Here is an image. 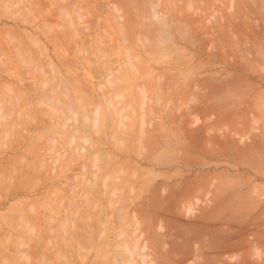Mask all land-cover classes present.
<instances>
[{
  "label": "rangeland",
  "instance_id": "374dc122",
  "mask_svg": "<svg viewBox=\"0 0 264 264\" xmlns=\"http://www.w3.org/2000/svg\"><path fill=\"white\" fill-rule=\"evenodd\" d=\"M0 70V264H264V0H0Z\"/></svg>",
  "mask_w": 264,
  "mask_h": 264
},
{
  "label": "bare ground",
  "instance_id": "6f19581e",
  "mask_svg": "<svg viewBox=\"0 0 264 264\" xmlns=\"http://www.w3.org/2000/svg\"><path fill=\"white\" fill-rule=\"evenodd\" d=\"M5 31H6V30H5ZM72 33L74 34V32H72ZM63 34H64V33H63ZM75 34H76V32H75ZM75 34L73 35V37H74L73 39H75V36H76ZM5 35H6V37H7V34H5ZM28 36H29V35H28ZM10 37H11V36H10ZM66 37H67V36H66ZM77 37H78V35H77ZM77 37H76V39H77ZM11 39H13V38L11 37ZM11 39H10V40H11ZM28 39H29V38H28ZM28 39H27V40H28ZM10 40H9V43H10ZM15 41H16V40H14V42H15ZM16 43H17V41H16ZM16 43H15V44H16ZM17 44H18V43H17ZM17 44H16V45H17ZM14 48H15V47H13V49H14ZM16 51H17V48H16ZM19 51H20V49H19ZM3 53H4V52H3ZM9 53H10V52H9ZM16 53H17V55H19V52H16ZM4 55H5V54H4ZM27 55H28V54H27ZM4 57H5V56H4ZM18 57H19V56H18ZM18 57H17V58H18ZM20 57H21V56H20ZM30 57H31V56H30ZM21 58H22V57H21ZM21 58H20V59H21ZM6 59H7V58H6ZM14 59H15V58H14ZM23 59H25V58H23ZM23 59H21V62H22ZM37 59H38V58H37ZM3 60H4V59H3ZM7 60H8V59H7ZM10 60H11V59H10ZM17 60H18V59H17ZM25 60H26V59H25ZM27 60L30 62V59H29V58H28ZM1 61H2V60H1ZM5 61H6V60H5ZM8 61H9V60H8ZM8 61H7V62H8ZM23 61H24V60H23ZM28 61H27V62H28ZM38 61H39V59H38ZM29 62H28V64H29ZM83 62H84V61H83ZM3 63H4V62H3ZM30 63H31V62H30ZM38 63H39V62H38ZM4 64H5V63H4ZM7 64L9 65V63H6V65H7ZM35 64H36V63H35ZM82 64H83V63H82ZM9 66H10V65H9ZM36 66H37V65H36ZM25 67H26V66H25ZM42 68H43V67H42ZM32 69H33V67H32ZM0 71H1V70H0ZM33 71H34V69H33ZM33 71H32V72H33ZM1 72H2V71H1ZM26 72H28V71H26ZM24 73H25V71H24ZM28 73H29V72H28ZM29 74H31V72H30ZM26 75H28V74L26 73ZM35 84H36V82H35ZM25 85H26V84H25ZM36 85H37V84H36ZM53 85H54V83H53ZM28 86H29V85H28ZM29 87H30V86H29ZM31 88H33L32 85H31ZM41 88H42V86H41ZM28 89H30V88H28ZM31 90H32V89H31ZM12 98H14V97H12ZM14 99H15V98H14ZM15 100L17 101V99H15ZM16 104H17V103H16ZM18 104H19V103H18ZM14 105H15V104H14ZM17 110H18V109H17ZM17 112H18V111H17ZM30 112H31V111H30ZM35 113H36V111H35ZM27 114H28V113H27ZM17 115H18V114H17ZM29 116H30V115H29ZM7 117H8V116H7ZM38 117H39V116H38ZM38 117H37V118H38ZM24 118H25V115H24ZM26 119H27V117H26ZM29 119H30V118H28L27 120H29ZM32 119H33V118H32ZM32 119H31V120H32ZM38 119H39V118H38ZM31 120H30V121H31ZM35 120H36V119H35ZM33 121H34V120H32L31 122H33ZM27 122H29V121H27ZM16 124H17V123H16ZM32 124H33V123H32ZM32 124H31V125H32ZM20 125H21V124H20ZM30 128H32V127H30ZM12 141H13V140H12ZM14 142H16V141H14ZM20 160L23 161V159H20ZM25 160H26V159H25ZM42 161H43V160H41V161H39V162H42ZM25 162H26V161H25ZM43 163H44V162H43ZM22 164H23V163H22ZM22 164H21V165H22ZM41 164H42V163H41ZM41 164H40V166H41ZM44 164H45V163H44ZM2 165L4 166V164H2ZM24 165H25V164H24ZM24 165H23V166H24ZM28 165H29V163H28ZM28 165L26 164V167H25V168H27ZM33 165H34V164H33ZM38 165H39V164H38ZM42 165H43V164H42ZM6 167L8 168L7 165H6ZM7 168H6V169H7ZM18 168H19V167H18ZM22 168H23V167H22ZM34 168H35V166H34ZM37 168H38V167H37ZM43 168H44V167H43ZM16 169H17V168H16ZM19 169H20V168H19ZM23 169H24V168H23ZM23 169H22V170H23ZM32 169H33V166L31 167V171H32ZM39 169H40V168H39ZM39 169H38V170H39ZM41 169H42V168H41ZM11 170H12V169H11ZM11 170H10V171H11ZM25 170H26V169H25ZM43 170H44V169H43ZM18 171H19V170H18ZM0 172H1V171H0ZM14 172H15V171H13L12 173H14ZM29 172H30V171H29ZM40 173H41V172H40ZM36 174H38V173H37V170H36ZM4 175H5V174H4ZM15 175H16V174H15ZM39 175H40V174H38V176H39ZM10 176H11V175H10ZM40 176H41V175H40ZM16 177H17V176H16ZM9 178H10V177H9ZM35 178H37L36 180H39L41 177H40L39 179H38V177H35ZM1 179H2V178H1ZM6 179H8V178L6 177ZM10 179H11V178H10ZM10 179H9V181H11ZM2 180H3V179H2ZM5 181H6V180H5ZM34 181H35V179H34ZM34 181H32V184H33ZM0 182H2V181H0ZM4 184H5V183H4ZM8 184H10V183H8ZM15 184H16V183H15ZM28 184H29V183H28ZM30 184H31V183H30ZM0 185H1V184H0ZM4 186H5V185H4ZM32 186H33V185H32ZM0 188H1V187H0ZM1 189H3V188H1ZM5 190H6V187H5Z\"/></svg>",
  "mask_w": 264,
  "mask_h": 264
}]
</instances>
